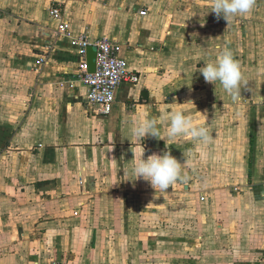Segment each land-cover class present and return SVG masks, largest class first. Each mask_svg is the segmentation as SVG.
I'll list each match as a JSON object with an SVG mask.
<instances>
[{"label": "crops", "instance_id": "1", "mask_svg": "<svg viewBox=\"0 0 264 264\" xmlns=\"http://www.w3.org/2000/svg\"><path fill=\"white\" fill-rule=\"evenodd\" d=\"M209 5L0 0V264H264V0L229 22ZM53 6L73 35L123 44L140 80L112 113L88 103ZM225 48L242 73L236 103L199 71ZM173 110L210 141L168 138ZM142 114L163 139L132 137ZM165 151L187 179L156 193L131 160Z\"/></svg>", "mask_w": 264, "mask_h": 264}, {"label": "clouds", "instance_id": "2", "mask_svg": "<svg viewBox=\"0 0 264 264\" xmlns=\"http://www.w3.org/2000/svg\"><path fill=\"white\" fill-rule=\"evenodd\" d=\"M254 5L255 0H210L209 6L211 12L216 14L217 19L222 16L229 22L237 16L250 13ZM199 71L206 82L212 84L219 82L232 101L239 102L242 73L230 49L220 50L215 60L206 63ZM187 103L193 104L191 101ZM168 120L170 121V126L167 129L168 138L190 135L194 140L204 143L211 139L206 127L198 126L193 122L191 116L185 115L182 111L173 110L168 116ZM130 131L132 137L138 142L146 136L163 139L156 120L143 114L138 118H133ZM143 153L139 156L134 153V158L131 160L130 171L135 176V180L142 178L148 181L156 193L157 191L166 192L173 184L186 181L187 178L182 171L186 161L182 164L168 151L163 154L154 153L146 159Z\"/></svg>", "mask_w": 264, "mask_h": 264}, {"label": "built area", "instance_id": "3", "mask_svg": "<svg viewBox=\"0 0 264 264\" xmlns=\"http://www.w3.org/2000/svg\"><path fill=\"white\" fill-rule=\"evenodd\" d=\"M50 12L54 18L60 21L58 35L69 37L72 45L80 53L81 61L77 76L88 87V103L97 105L100 114L108 115L112 113L119 87L125 82L136 85L140 80V75L128 68L126 59L120 54L123 44L116 39L105 36L91 38L87 33L73 35L69 22L63 17L62 9L53 6ZM147 12L148 10L144 9L141 11V15H145ZM89 47H95L97 50L96 69L94 72L89 70L87 58ZM45 60L46 58L42 57L40 63L45 62ZM202 199H204V196H202ZM51 264L67 263L64 260H59Z\"/></svg>", "mask_w": 264, "mask_h": 264}, {"label": "water", "instance_id": "4", "mask_svg": "<svg viewBox=\"0 0 264 264\" xmlns=\"http://www.w3.org/2000/svg\"><path fill=\"white\" fill-rule=\"evenodd\" d=\"M88 63H89V70L90 72H94L96 69V58H97V50L95 47H89L87 53Z\"/></svg>", "mask_w": 264, "mask_h": 264}]
</instances>
